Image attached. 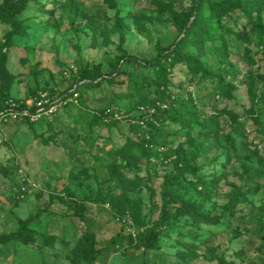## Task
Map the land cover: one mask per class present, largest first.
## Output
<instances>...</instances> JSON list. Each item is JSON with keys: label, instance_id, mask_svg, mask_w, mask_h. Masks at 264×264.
<instances>
[{"label": "rangeland", "instance_id": "rangeland-1", "mask_svg": "<svg viewBox=\"0 0 264 264\" xmlns=\"http://www.w3.org/2000/svg\"><path fill=\"white\" fill-rule=\"evenodd\" d=\"M173 7L158 8L150 0H29L16 15L25 32L8 45L10 26L0 20V49L14 78L10 95L23 100L46 92L57 103L53 114L31 123L0 122V233L16 230L19 218L30 217L32 228L27 242L0 244V264H73L66 254L86 232L102 250L92 264H217L221 256L233 264H264V5L254 15L259 25L239 10L222 17L218 32L227 38V60L208 41L201 55L211 73L207 79L185 63L175 64L169 75L175 98L192 99L190 110L202 119L224 108L236 114L237 131L228 113H220L218 132L192 130L212 146L198 158L201 172L222 176L217 195L202 210L221 214V221L197 224L181 217L160 230L159 248L138 241L159 218L161 186L176 155L151 163L136 148L122 146L141 140L129 118L141 112L145 92L154 94L157 85L142 60L169 51L194 14L193 0H174ZM93 69L99 84L89 83ZM230 71L238 78L224 99L217 76L227 81ZM100 111L117 123H94ZM168 130L175 133L155 135L165 148L189 146L184 129L171 123ZM230 147L236 152L224 151ZM242 161L261 174L245 179ZM111 162L122 166L123 183L110 178ZM235 187L245 190L247 201L225 212ZM198 192L205 194L200 186ZM47 236L54 243H46Z\"/></svg>", "mask_w": 264, "mask_h": 264}, {"label": "trees", "instance_id": "trees-1", "mask_svg": "<svg viewBox=\"0 0 264 264\" xmlns=\"http://www.w3.org/2000/svg\"><path fill=\"white\" fill-rule=\"evenodd\" d=\"M151 3L158 8L173 10L174 0H150ZM29 0H0V20L10 26L5 37L7 45L12 42L15 34H23L25 32L24 25L20 22L16 15L20 14ZM264 5V0H193L192 17H188L182 27L181 35L174 41V46L169 51H164L160 56L148 60H142L144 67L151 68L155 74L154 94L145 95L140 101L141 112L129 118V124L133 131L137 132L141 140H127L123 144V148L131 152L133 148L140 151L143 157L151 163H155L161 159H168L176 155L174 159L173 170L165 176L161 186V205L159 218L151 228L143 230L138 237L140 244L145 248H159V233L163 227L167 225H176L181 217L192 219L197 224H216L221 221V214H211L202 210L205 201L217 195L218 187L222 176L217 172L203 173V164L198 163V158L207 156L212 151L211 145H206L203 139L192 136V130L199 131V134L207 135L211 131L218 132L220 113H228L231 115L234 130L236 114L226 108L212 113L209 119H202L199 114L190 110L189 105L194 102L190 98H175L170 85L172 84L169 77L173 67L177 63H185L189 69L194 72H201V76L207 79L211 73L208 67L201 59V55L205 53V44L210 41L214 52L222 61L227 60V38L221 30V20L223 16L231 15L234 11L239 12L247 18L251 23L259 25V17L254 15L260 14ZM206 11V12H205ZM264 51V50H263ZM125 60L133 61L132 56H123ZM140 62V61H139ZM141 63V62H140ZM229 80L225 81L223 74H219L216 87L224 99L231 97V88L238 78V72H228ZM99 72L92 70L89 83L99 84ZM13 75L7 69V54L0 49V111L6 107L8 99L13 98L10 95V87L13 81ZM250 91L252 98L255 97L254 79H250ZM147 93V94H146ZM35 96L38 93L34 94ZM16 101L20 99L14 98ZM25 100V99H23ZM108 119V124L117 123L109 112H96L94 115V123H101ZM258 119V118H255ZM31 123L27 118L18 119ZM17 121V120H14ZM175 124L179 129L185 130V139L189 141V146H177L173 150L165 148L167 143L158 142L155 135L170 136L175 132L168 130V124ZM264 140V124L262 125ZM232 137V136H230ZM231 141L234 146V138ZM228 154L235 153L234 148L230 147L224 150ZM154 160V161H152ZM262 161V160H261ZM122 166L115 162L110 163V178L117 179L118 183H123L122 177L126 176ZM191 175L193 181H188ZM261 174L258 166L242 161L241 175L245 179L255 178ZM190 177V176H189ZM205 192L204 196L198 192V187ZM225 203L224 210L236 211L237 206L247 201L245 190L235 187L229 194ZM106 199V196L103 197ZM81 207H75V213L80 214ZM144 223V221H143ZM31 218H19L18 228L8 233H0V244L7 245L10 242H27V235L31 233ZM46 243H54L53 236H47ZM138 248V245H136ZM101 249L96 246L93 234L86 232L78 240V242L67 252L66 257L73 263L79 264L85 261L86 264H92L95 261ZM217 264H233L224 256L218 257Z\"/></svg>", "mask_w": 264, "mask_h": 264}, {"label": "built area", "instance_id": "built-area-1", "mask_svg": "<svg viewBox=\"0 0 264 264\" xmlns=\"http://www.w3.org/2000/svg\"><path fill=\"white\" fill-rule=\"evenodd\" d=\"M57 103L49 100L46 92H39L38 95L25 100L16 101L10 98L6 107L0 111V122L27 118L36 121L43 116H50L56 110Z\"/></svg>", "mask_w": 264, "mask_h": 264}]
</instances>
